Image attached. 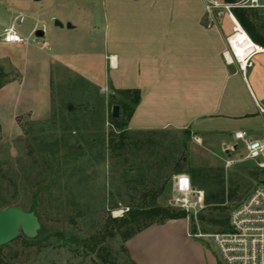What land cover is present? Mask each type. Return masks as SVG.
I'll return each instance as SVG.
<instances>
[{"label": "rangeland", "instance_id": "1", "mask_svg": "<svg viewBox=\"0 0 264 264\" xmlns=\"http://www.w3.org/2000/svg\"><path fill=\"white\" fill-rule=\"evenodd\" d=\"M28 1L0 0V8L10 13L45 11L43 20L50 7L69 13L66 0H40L32 6ZM216 1L210 12L234 26L225 6L237 0ZM253 11L264 36V8ZM29 17L24 16L23 27ZM98 20L102 24L103 18ZM37 39L42 40L36 35L30 38L33 44ZM26 60L30 66L22 77L10 62L0 59V86L22 79L23 100L37 102L48 88L46 68H34L31 57ZM55 74L46 118L19 116L15 132L9 112L17 92L0 105V111L5 110L0 115V208L33 211L41 223L35 239L20 237L0 246V264H133L121 232L128 226L137 231L169 220L156 214L157 208L185 211L173 199L178 174L189 175L204 198L205 207L198 215L185 211L193 232L225 231L232 208L264 186V167L245 158L242 141L232 152L235 163L227 168L222 148L215 152L185 130H128L125 114L131 112L132 94L112 91L74 71ZM115 104L120 105L119 119L111 117ZM221 190L224 198L207 200L211 192ZM204 241L215 250L209 238Z\"/></svg>", "mask_w": 264, "mask_h": 264}, {"label": "crops", "instance_id": "2", "mask_svg": "<svg viewBox=\"0 0 264 264\" xmlns=\"http://www.w3.org/2000/svg\"><path fill=\"white\" fill-rule=\"evenodd\" d=\"M66 3L69 13L50 7L45 20V11L10 13L0 8L4 29L0 35L15 28L24 38L0 43V59L23 77L30 66L26 57H31L33 67L46 68L48 77L46 93L37 102L23 100L22 79L20 83L19 78L10 79L0 87V105L17 92L7 113L15 132L19 116H49L55 73L69 70L112 91L139 92L137 103L131 99L128 130H185L215 152L222 148L228 157L240 148L238 131L264 140V52H253L244 66L229 43L235 24L210 12L206 0ZM25 15L30 17L23 27ZM56 20L63 25H56ZM40 29L42 40L33 44L30 38ZM125 104L130 105L126 97ZM189 230L184 218L151 224L126 241L127 253L136 264H222L216 249L211 250L204 239L191 237Z\"/></svg>", "mask_w": 264, "mask_h": 264}, {"label": "built area", "instance_id": "3", "mask_svg": "<svg viewBox=\"0 0 264 264\" xmlns=\"http://www.w3.org/2000/svg\"><path fill=\"white\" fill-rule=\"evenodd\" d=\"M206 2L209 11L214 4H218L216 0ZM235 7L264 8V0H237L225 6L230 14ZM23 41L24 38L15 28H9L0 35V43ZM235 138L244 142L245 158L264 167V140L249 136L243 131L236 132ZM233 163L235 160L228 157L225 165L229 168ZM173 187L174 203L187 213L195 216L205 207L203 195L194 187L189 175L183 173L175 176ZM189 235L209 238L214 243L222 264H264V186L256 187L232 208L225 231L208 234L189 230Z\"/></svg>", "mask_w": 264, "mask_h": 264}, {"label": "water", "instance_id": "4", "mask_svg": "<svg viewBox=\"0 0 264 264\" xmlns=\"http://www.w3.org/2000/svg\"><path fill=\"white\" fill-rule=\"evenodd\" d=\"M55 24L63 25L59 20H56ZM67 26L72 27L71 23H68ZM43 35L44 31L42 29L36 31L37 37ZM71 108L72 106H69V109ZM111 117L113 119H119L121 117L120 105L115 104L113 106ZM228 154L231 155L229 152ZM40 228L41 223L35 212L27 211L16 206L0 208V246L20 237L26 241L33 240L37 237Z\"/></svg>", "mask_w": 264, "mask_h": 264}, {"label": "trees", "instance_id": "5", "mask_svg": "<svg viewBox=\"0 0 264 264\" xmlns=\"http://www.w3.org/2000/svg\"><path fill=\"white\" fill-rule=\"evenodd\" d=\"M229 1H234V0H229ZM254 9L255 8L235 7L232 9V11L234 12V14H235L234 16L236 17L238 22L241 24V26L244 28V30L247 32V34L250 36V38L255 43L264 47V36L260 33V26L256 23L257 18H256V14L253 11ZM2 86H0V87H2ZM120 92H123L125 94L131 93L134 97L133 102H135V103H137L139 100V92L137 90H126V91L120 90ZM131 113H132V110L130 113L127 114V118H125L126 123L128 121V118L131 117ZM224 194L225 193L223 190H221L220 192H216V193L211 192V194H209L207 196V200H209L211 198L220 199L221 196H223V198H224ZM156 214L162 215V217L164 219H177V218L187 217V213L185 211L173 212L171 210L163 209V208H157ZM133 222H135V216H133ZM128 227H129L128 229H125L124 231L121 232V235L125 240H128L134 234H136L138 231L144 229L147 226H144L143 228H141L137 231L132 226H128ZM132 263L136 264L133 260H132Z\"/></svg>", "mask_w": 264, "mask_h": 264}, {"label": "bare ground", "instance_id": "6", "mask_svg": "<svg viewBox=\"0 0 264 264\" xmlns=\"http://www.w3.org/2000/svg\"><path fill=\"white\" fill-rule=\"evenodd\" d=\"M231 18L235 24L234 32L229 36V43L232 48V53L242 61L244 66H246L248 64L250 55L255 51L264 52V47L255 43L250 38L234 14H231ZM227 56L231 60V55L229 53Z\"/></svg>", "mask_w": 264, "mask_h": 264}]
</instances>
